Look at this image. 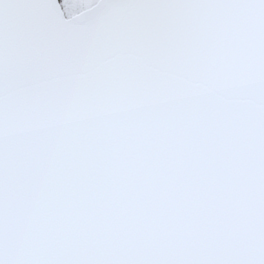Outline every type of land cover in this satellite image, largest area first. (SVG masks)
Instances as JSON below:
<instances>
[{"label": "snow or ice", "instance_id": "snow-or-ice-1", "mask_svg": "<svg viewBox=\"0 0 264 264\" xmlns=\"http://www.w3.org/2000/svg\"><path fill=\"white\" fill-rule=\"evenodd\" d=\"M0 264H264V0H0Z\"/></svg>", "mask_w": 264, "mask_h": 264}]
</instances>
